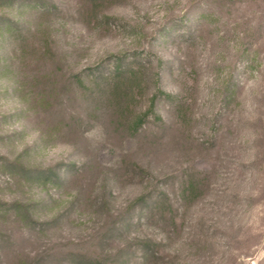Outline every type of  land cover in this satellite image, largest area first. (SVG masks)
<instances>
[{
    "label": "rangeland",
    "instance_id": "rangeland-1",
    "mask_svg": "<svg viewBox=\"0 0 264 264\" xmlns=\"http://www.w3.org/2000/svg\"><path fill=\"white\" fill-rule=\"evenodd\" d=\"M3 19L0 201L35 222L0 212V264H264V0H5ZM123 55L137 112L155 74L172 97L134 134L100 77Z\"/></svg>",
    "mask_w": 264,
    "mask_h": 264
},
{
    "label": "trees",
    "instance_id": "trees-1",
    "mask_svg": "<svg viewBox=\"0 0 264 264\" xmlns=\"http://www.w3.org/2000/svg\"><path fill=\"white\" fill-rule=\"evenodd\" d=\"M4 2L5 0H0V2ZM9 1V0H8ZM102 2H109L110 0H89L92 6L96 7ZM44 2V1H43ZM55 8V6H52ZM105 20H114L113 18L105 17ZM10 25H17V22L10 19L0 20V35L6 32L7 27ZM20 30V29H19ZM19 36H22V33L18 31ZM4 36V35H2ZM12 36V35H10ZM46 49L50 51L49 45H45ZM114 61L112 62L111 69L107 73H100V77L103 80L110 84L109 91L112 95V100L117 103L118 101H122V107H120L121 115H127L128 124L127 130L130 134L136 133L138 130L142 128V126L147 123L149 118H153L154 120H159L155 112L156 102L160 98L171 99L172 97L166 93H164L159 87V77L158 74L154 75L153 79V93L150 98L147 100V105L144 111L137 112L136 111V98H138V93L140 92L143 84L145 83L144 72L142 70V66L135 57L128 58L127 56H112ZM141 59V58H140ZM89 76V75H88ZM87 76V77H88ZM75 82L81 88H84L83 77L81 74H77L73 76ZM16 165V164H15ZM18 168L22 169L21 165H18ZM24 174H29L24 171ZM34 176L37 177V180L44 183L48 182H56L59 178L58 169L49 168L44 171H39L34 173ZM195 189V184L193 182L187 183L184 193L189 194L193 192ZM153 201L152 207L156 214H158L162 218L168 217L171 223H174V218H172V209L169 204L168 198L165 194L159 193V196L155 198ZM144 196H140L135 199L131 206L134 208L140 202H143ZM9 210H14L16 215L22 214L25 220L34 221L31 215V207L27 204L14 201L12 203H5L0 201V212H6ZM144 243V244H143ZM142 251L146 252L147 256H152L154 253L158 252V248L160 247V243L154 241H146L142 242L141 246ZM76 264H129L128 261L118 260L116 262H105L103 259L92 258V257H81Z\"/></svg>",
    "mask_w": 264,
    "mask_h": 264
}]
</instances>
